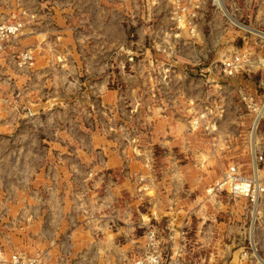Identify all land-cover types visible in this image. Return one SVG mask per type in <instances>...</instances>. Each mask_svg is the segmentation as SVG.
I'll return each mask as SVG.
<instances>
[{
  "label": "rangeland",
  "instance_id": "obj_1",
  "mask_svg": "<svg viewBox=\"0 0 264 264\" xmlns=\"http://www.w3.org/2000/svg\"><path fill=\"white\" fill-rule=\"evenodd\" d=\"M154 1L0 0V22L23 24L0 50V264L17 250L39 264H132L143 244L141 217L170 202L195 209L192 235L200 228L217 238V256L195 252L186 263L257 264L226 253L233 242L248 247V233L264 261V206L250 229L243 204L231 209L221 200L217 208L203 199L230 164L250 174L264 126L254 148L252 118L232 87L238 78L220 91L202 84L185 51L171 52L172 89L154 87L149 77L167 61L152 44L167 6ZM26 50L33 64L19 66ZM259 73L251 86L263 96ZM187 99L212 108L207 130H188ZM132 138L144 157L128 148ZM257 167L264 179V163Z\"/></svg>",
  "mask_w": 264,
  "mask_h": 264
},
{
  "label": "built area",
  "instance_id": "obj_2",
  "mask_svg": "<svg viewBox=\"0 0 264 264\" xmlns=\"http://www.w3.org/2000/svg\"><path fill=\"white\" fill-rule=\"evenodd\" d=\"M162 2L167 6L165 27L160 31L158 43L153 41L152 44L157 52L166 55L167 61L161 73L158 71L159 74L156 76L150 75V82L154 80L155 88H169L170 85L169 90L172 89L170 83L175 79V66L171 62L176 59L172 56L175 50L185 51L186 63L193 67L194 78L202 84L215 86L220 91L238 78L239 81L233 83V91L242 109L252 118L250 126L254 137L252 145L259 148L257 146L263 139L260 130L264 126V95H258L256 89L251 86L253 83L251 77L260 72L259 86L264 89V0H162ZM254 3L258 4L257 8ZM256 28L259 31L255 30ZM22 29L23 24L19 19L0 22V50L17 37ZM229 29H232L233 33L229 34L231 31ZM234 37L238 39V44H230V41L234 42V39L230 40ZM249 46L263 51L255 55L249 50ZM207 50L214 52L212 57L208 58ZM33 61V50H26L18 56L19 66H30ZM129 61H132V56ZM151 65L153 66V62ZM152 97L157 100V92H153ZM185 103L183 112L187 117L188 130L191 132L201 128L207 130L212 108L201 99H187ZM164 111L163 108L157 110L158 113ZM127 145L128 148L133 147L136 156L144 157V152L140 153L138 149L136 138H132L131 143L128 141ZM252 154L254 164L247 171L250 174L245 175L239 166L230 164L221 176L205 189L203 197L205 202H211L217 208L222 207L221 200H227V207L231 209H238V206L243 204L241 207L250 214V229L256 223L260 208L264 206V179H261L257 167L264 163V149L259 151L253 149ZM139 179L143 180L142 177ZM195 213V209L184 210L173 202H170L167 210L163 212L154 205L150 212L141 217L144 228L143 244L132 264H203L200 260L193 259L186 262L195 252L205 253L209 249H216V254L208 252L211 260L217 256L220 253L219 249L211 243L217 238L208 237L200 228L192 235L191 225ZM161 223H164V226L161 227ZM197 238L201 240L198 247ZM245 240L248 243L246 248L238 249V244L234 242L230 248L226 247L228 258L235 260L239 256L240 261H244L252 257L256 259L257 264H264L250 233ZM5 262L39 264L37 257L28 256L18 250L12 252Z\"/></svg>",
  "mask_w": 264,
  "mask_h": 264
},
{
  "label": "crops",
  "instance_id": "obj_3",
  "mask_svg": "<svg viewBox=\"0 0 264 264\" xmlns=\"http://www.w3.org/2000/svg\"><path fill=\"white\" fill-rule=\"evenodd\" d=\"M254 171H255V169H254Z\"/></svg>",
  "mask_w": 264,
  "mask_h": 264
}]
</instances>
